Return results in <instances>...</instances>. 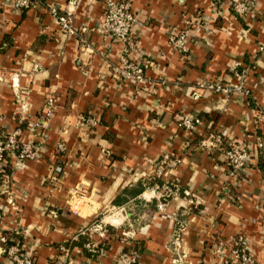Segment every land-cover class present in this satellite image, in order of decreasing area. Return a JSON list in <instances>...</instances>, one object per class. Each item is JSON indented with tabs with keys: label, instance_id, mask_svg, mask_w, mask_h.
<instances>
[{
	"label": "crops",
	"instance_id": "crops-1",
	"mask_svg": "<svg viewBox=\"0 0 264 264\" xmlns=\"http://www.w3.org/2000/svg\"><path fill=\"white\" fill-rule=\"evenodd\" d=\"M129 1L136 17L132 54L152 61L140 84L119 81L111 72L121 44L98 28L103 0H43L22 10L0 0V136L18 129L27 140L44 101L54 100L45 129L38 131V157L6 166L13 191L8 201L0 189V235L19 233L36 264H119V254L132 249L138 251L136 264H176L172 238L180 222L182 264H227L228 251L216 247L238 234L246 237L255 264H264V126L257 121L264 103V0H250L243 16L232 12L229 0ZM48 4L67 13L75 27H88L91 52L63 33ZM184 28L187 51L180 53L168 35ZM239 81L247 94L197 87ZM80 114L95 116L97 126L78 128ZM182 114H196L199 126L178 128ZM216 132L226 142L250 145L243 175L227 174L224 144H201ZM59 141L63 151L56 149ZM163 152L181 157L167 179L192 195L173 198L158 211L147 184ZM76 187L86 196L82 211L67 203ZM98 213L104 214L106 244L104 254L93 255L82 245ZM0 264H12L1 244Z\"/></svg>",
	"mask_w": 264,
	"mask_h": 264
},
{
	"label": "built area",
	"instance_id": "built-area-1",
	"mask_svg": "<svg viewBox=\"0 0 264 264\" xmlns=\"http://www.w3.org/2000/svg\"><path fill=\"white\" fill-rule=\"evenodd\" d=\"M15 9H27L31 6L42 5L43 2L39 0H8ZM250 0H229L228 6L232 12L237 16H243L251 7ZM103 14L99 24V30L106 36L121 44V51L118 55L117 63L112 65L111 72L113 76L119 81H132L136 84L143 83L147 80L145 70L152 65L149 58L137 60L132 54L135 47V40L133 38V28L136 24V17L130 8L129 0H103ZM47 11L60 25L61 30L65 35L74 36L83 50L92 51L91 43L87 38L88 27L81 25L75 27L72 24L71 18L65 12L59 11V8L54 4H48ZM189 21H185L188 24ZM187 36L186 29L172 31L168 35V44L180 53L187 51L186 46ZM263 47H259V51H263ZM245 69L234 71L235 76L241 77ZM197 87L200 89H208L213 92L229 93L231 91H241L248 93V89L242 82L234 84H224L220 82H199ZM192 97L197 98L196 90L192 92ZM19 104L21 109L25 108L26 100L20 97ZM43 116L35 120L30 126L32 130L30 137L22 141L20 139V131L14 129L3 136H0V189L11 201L12 189L9 185L10 173L6 167L8 163L16 165L26 160H32L38 157L40 152L39 132L42 133L45 129V120L48 119L54 108V100L48 97L44 101ZM45 119V120H43ZM257 121L264 126V103L259 105L257 113ZM98 119L95 116L80 114L75 120V125L78 128H85L91 130L97 126ZM177 127L185 130L193 131L200 124V118L196 114H182L177 117ZM37 139V140H36ZM202 145L221 148L223 147L224 162L226 165L227 174L232 177L241 176L248 168V164L252 158V150L247 142H232L224 141L221 133H212L208 138L201 141ZM58 151L64 150V144L59 141L56 144ZM181 157L169 152H163L152 165V181L147 184L149 190L154 193L157 199L156 207L158 211H163L167 208L169 202L173 198L181 196H191V191L187 187L183 188L178 183L168 180L167 176L170 171L177 170L181 165ZM86 196L82 189L76 187L69 191L68 205L74 211H82ZM261 216L264 219V196L260 201ZM52 217L57 216V212L52 210L50 212ZM104 214L98 213L97 216L86 227L88 238L83 243L82 247L85 251L93 255H102L105 252L106 228L103 221ZM2 211L0 209V219ZM176 233L172 238V247L175 253V263L182 264L186 259V248L183 243L184 226L176 223ZM15 232V231H14ZM12 242L5 246H1L2 253L12 262V264H36L32 255L23 249L20 241L14 237ZM3 233L0 235V242L4 241ZM222 252L226 249L228 251L227 264H255L254 259L248 250L247 239L244 235L238 234L228 240L219 241L216 247ZM138 252L135 249L128 252H121L117 257L119 264H136Z\"/></svg>",
	"mask_w": 264,
	"mask_h": 264
},
{
	"label": "trees",
	"instance_id": "trees-1",
	"mask_svg": "<svg viewBox=\"0 0 264 264\" xmlns=\"http://www.w3.org/2000/svg\"><path fill=\"white\" fill-rule=\"evenodd\" d=\"M39 1H43V0H39ZM3 235H4V237H5V240L4 241H1L0 242V244H1V246H7V245H9L12 241V239L11 238H14V237H16L18 240H19V233H16V232H14V231H12V230H7V231H4L3 232ZM137 251V250H136ZM138 252V251H137Z\"/></svg>",
	"mask_w": 264,
	"mask_h": 264
}]
</instances>
